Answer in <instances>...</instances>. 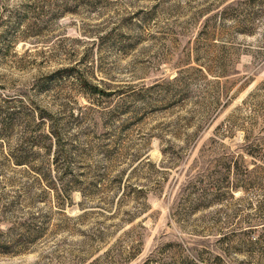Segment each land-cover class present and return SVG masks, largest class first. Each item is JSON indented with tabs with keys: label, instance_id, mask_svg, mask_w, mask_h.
Listing matches in <instances>:
<instances>
[{
	"label": "rangeland",
	"instance_id": "1",
	"mask_svg": "<svg viewBox=\"0 0 264 264\" xmlns=\"http://www.w3.org/2000/svg\"><path fill=\"white\" fill-rule=\"evenodd\" d=\"M0 264H264V0H0Z\"/></svg>",
	"mask_w": 264,
	"mask_h": 264
},
{
	"label": "trees",
	"instance_id": "2",
	"mask_svg": "<svg viewBox=\"0 0 264 264\" xmlns=\"http://www.w3.org/2000/svg\"><path fill=\"white\" fill-rule=\"evenodd\" d=\"M86 85H88L87 80H85ZM51 130H49L48 132H41L38 134H35L32 137V149L26 151L24 154H22L21 156H18L19 158L17 159V164L18 165H29L30 163L32 164V160H37L36 157L40 155L39 150H44V152H52L54 150V152L58 153V156H62V154L64 153V144H63V136L60 134V132L57 130L56 125L54 126V124L51 126ZM39 148L38 150H34V147ZM33 155V156H32ZM34 157V158H33ZM34 160V161H35ZM31 166L34 171V173H36V175H38V177H40V180L44 181L48 180L50 178V172L45 170V168H43L42 166H36V165H29ZM49 185H47L50 188V182L48 183ZM69 187L65 186L63 188V190L61 191V193H65L67 192ZM65 200V199H64ZM63 200V201H64Z\"/></svg>",
	"mask_w": 264,
	"mask_h": 264
}]
</instances>
